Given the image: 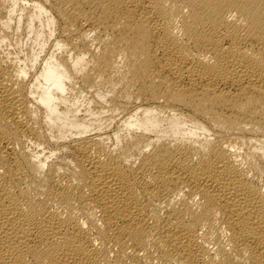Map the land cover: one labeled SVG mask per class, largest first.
<instances>
[{
  "label": "bare ground",
  "instance_id": "obj_1",
  "mask_svg": "<svg viewBox=\"0 0 264 264\" xmlns=\"http://www.w3.org/2000/svg\"><path fill=\"white\" fill-rule=\"evenodd\" d=\"M0 264H264V0H0Z\"/></svg>",
  "mask_w": 264,
  "mask_h": 264
}]
</instances>
